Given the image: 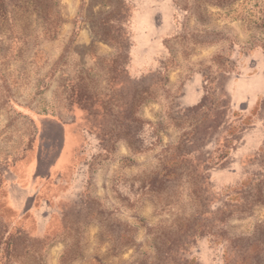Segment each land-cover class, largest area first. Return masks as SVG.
Instances as JSON below:
<instances>
[{
	"label": "rangeland",
	"instance_id": "1",
	"mask_svg": "<svg viewBox=\"0 0 264 264\" xmlns=\"http://www.w3.org/2000/svg\"><path fill=\"white\" fill-rule=\"evenodd\" d=\"M0 264H264V0H0Z\"/></svg>",
	"mask_w": 264,
	"mask_h": 264
}]
</instances>
